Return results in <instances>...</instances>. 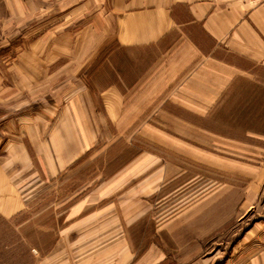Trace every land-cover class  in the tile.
I'll return each instance as SVG.
<instances>
[{"label":"rangeland","instance_id":"obj_1","mask_svg":"<svg viewBox=\"0 0 264 264\" xmlns=\"http://www.w3.org/2000/svg\"><path fill=\"white\" fill-rule=\"evenodd\" d=\"M55 13L0 23V264H106L119 251H90L120 238L161 264L238 259L264 225V86L203 87L196 109L142 86L106 109L72 59L48 67Z\"/></svg>","mask_w":264,"mask_h":264},{"label":"crops","instance_id":"obj_2","mask_svg":"<svg viewBox=\"0 0 264 264\" xmlns=\"http://www.w3.org/2000/svg\"><path fill=\"white\" fill-rule=\"evenodd\" d=\"M53 11L54 17L42 23L46 31L40 41L63 47L48 53V67L56 65L58 71L64 66L56 60L72 59V74L79 79L85 75L84 86H101L105 95L111 94V105L104 98L106 109L117 108L126 93L142 86L180 87L181 104L194 109L193 94L201 95L203 87L214 86L217 98L228 86L237 87L241 78L264 86V0H0V23L16 28ZM48 28H56V33ZM84 60L89 64L80 72ZM200 100V108L206 109L208 96ZM131 218L122 237L139 217ZM247 234L249 245L231 264H264V225ZM113 241L90 252L119 251L106 264L163 261L147 252L137 256L126 238Z\"/></svg>","mask_w":264,"mask_h":264}]
</instances>
